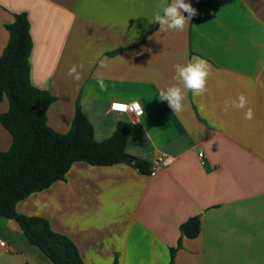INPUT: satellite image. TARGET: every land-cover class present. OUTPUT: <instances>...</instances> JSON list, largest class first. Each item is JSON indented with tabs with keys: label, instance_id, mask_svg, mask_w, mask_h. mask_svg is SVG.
I'll list each match as a JSON object with an SVG mask.
<instances>
[{
	"label": "crops",
	"instance_id": "1",
	"mask_svg": "<svg viewBox=\"0 0 264 264\" xmlns=\"http://www.w3.org/2000/svg\"><path fill=\"white\" fill-rule=\"evenodd\" d=\"M185 2L197 9L185 30L155 36L158 0H0V55L5 25L28 17L30 81L54 97L48 125L66 133L78 101L96 141L127 122L126 151L155 169L76 162L64 181L17 203L68 237L84 264H168L170 248L173 264H264V0ZM193 55L210 64L206 91L187 92L184 111L172 112L158 91ZM81 64L75 81L68 71ZM241 94L252 120L225 111ZM112 102H139L143 116L110 111ZM10 145L0 125V151ZM195 216L199 234L182 237ZM0 240V264H51L11 219L0 217Z\"/></svg>",
	"mask_w": 264,
	"mask_h": 264
},
{
	"label": "trees",
	"instance_id": "2",
	"mask_svg": "<svg viewBox=\"0 0 264 264\" xmlns=\"http://www.w3.org/2000/svg\"><path fill=\"white\" fill-rule=\"evenodd\" d=\"M13 17L5 25L8 41L0 55V103L6 99L8 104L0 114V125L11 137L9 149L0 151V217L16 222L28 245L51 264H84L68 237L54 231L42 217L18 213L17 203L54 182L64 181L76 162L95 167L127 164L143 174L150 173L151 165L126 151L130 133L127 122H118L110 137L96 141L78 101L66 133L48 125L47 111L54 97L32 85L29 20L24 12ZM199 231L197 216L180 225L182 237L195 238ZM175 250L170 248L168 264H173Z\"/></svg>",
	"mask_w": 264,
	"mask_h": 264
},
{
	"label": "clouds",
	"instance_id": "3",
	"mask_svg": "<svg viewBox=\"0 0 264 264\" xmlns=\"http://www.w3.org/2000/svg\"><path fill=\"white\" fill-rule=\"evenodd\" d=\"M157 11L154 14L153 22L159 26L155 36L161 32L184 31L193 17L197 15L195 9L190 3L185 0H158L156 5ZM184 13L187 15L185 16ZM101 67H107V64L101 61ZM84 65H73L68 75L75 81H80L83 77L81 71ZM175 75L173 79L176 83L158 91V99L161 102H167L168 107L175 113L184 111V100L187 92H191L193 96H202L206 91L207 79L210 73V64L207 60L200 56L193 55L186 64L174 65ZM99 88L104 91L107 89L104 78L98 77ZM248 98L241 94L237 100L225 101V111L230 108H236L244 111V119L252 120L254 118V111L248 107ZM119 108V105H114ZM137 117L143 116L142 106L136 105ZM169 158L166 163H170Z\"/></svg>",
	"mask_w": 264,
	"mask_h": 264
},
{
	"label": "built area",
	"instance_id": "4",
	"mask_svg": "<svg viewBox=\"0 0 264 264\" xmlns=\"http://www.w3.org/2000/svg\"><path fill=\"white\" fill-rule=\"evenodd\" d=\"M139 102H112L110 104V111L120 113V114H136V105ZM114 105H119L120 107H114ZM150 174L153 176L155 175V169L150 172ZM0 246L5 247L6 243L2 240H0Z\"/></svg>",
	"mask_w": 264,
	"mask_h": 264
},
{
	"label": "rangeland",
	"instance_id": "5",
	"mask_svg": "<svg viewBox=\"0 0 264 264\" xmlns=\"http://www.w3.org/2000/svg\"><path fill=\"white\" fill-rule=\"evenodd\" d=\"M2 104H5L6 106H8L6 99H4V100L0 103V106H2ZM6 110H7V109H6Z\"/></svg>",
	"mask_w": 264,
	"mask_h": 264
}]
</instances>
